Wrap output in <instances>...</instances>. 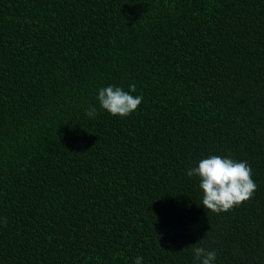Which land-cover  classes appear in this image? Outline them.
Listing matches in <instances>:
<instances>
[{
    "label": "trees",
    "instance_id": "obj_1",
    "mask_svg": "<svg viewBox=\"0 0 264 264\" xmlns=\"http://www.w3.org/2000/svg\"><path fill=\"white\" fill-rule=\"evenodd\" d=\"M132 84L130 116L99 109ZM211 155L258 186L219 214L187 175ZM193 246L264 264V0H0V264H198Z\"/></svg>",
    "mask_w": 264,
    "mask_h": 264
},
{
    "label": "clouds",
    "instance_id": "obj_2",
    "mask_svg": "<svg viewBox=\"0 0 264 264\" xmlns=\"http://www.w3.org/2000/svg\"><path fill=\"white\" fill-rule=\"evenodd\" d=\"M129 89L125 91L113 85L99 89V109L121 118L130 116L142 104L143 97L132 94L136 92L134 84ZM97 112L98 109L91 105L85 110L90 119L95 118ZM187 175L199 178L201 205L216 214L228 212L248 201L258 187L252 179V168L247 161H237L225 156L211 155L204 158L197 167L188 169ZM192 252L198 264H214L217 258L214 250H206L204 247L193 246ZM142 261V257H137L134 264H142Z\"/></svg>",
    "mask_w": 264,
    "mask_h": 264
}]
</instances>
